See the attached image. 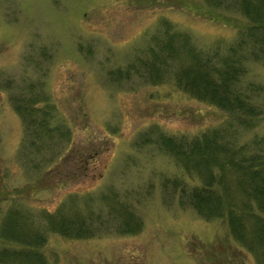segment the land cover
<instances>
[{"label": "rangeland", "instance_id": "rangeland-1", "mask_svg": "<svg viewBox=\"0 0 264 264\" xmlns=\"http://www.w3.org/2000/svg\"><path fill=\"white\" fill-rule=\"evenodd\" d=\"M222 1L0 0V264H263L226 216L188 202L201 179L160 135L231 121L245 153H264V56L244 60L249 128L179 88L175 60L148 66L170 27L197 48L238 42L252 22ZM60 214L90 232L52 228Z\"/></svg>", "mask_w": 264, "mask_h": 264}, {"label": "trees", "instance_id": "trees-1", "mask_svg": "<svg viewBox=\"0 0 264 264\" xmlns=\"http://www.w3.org/2000/svg\"><path fill=\"white\" fill-rule=\"evenodd\" d=\"M202 1L209 7H219L224 2ZM236 3L252 24L238 28L240 39L228 46L226 52L217 46L197 48L186 33L174 32L170 27L159 36L160 47L153 51L148 66L151 75L157 76L160 63L166 66L168 61L175 60V82L179 88L218 106L238 125L249 128L258 112L251 100L257 88L253 82L243 84L241 77L246 71L244 60L248 50L250 56V53L264 56V0ZM197 11L204 13L203 4ZM21 105L19 111L29 113L27 101ZM231 129L230 121L189 139L161 134L160 141L183 168L201 179V183L188 188L185 196L188 202L204 216H226L233 235L242 238L253 251L255 245L261 248L259 260L264 264V153L260 150L245 153L248 143L240 145L233 141ZM146 137L150 140L148 134ZM55 215L49 217L52 228L62 232L75 229L80 234L90 232L79 216Z\"/></svg>", "mask_w": 264, "mask_h": 264}]
</instances>
